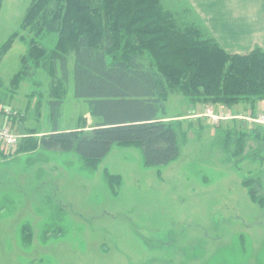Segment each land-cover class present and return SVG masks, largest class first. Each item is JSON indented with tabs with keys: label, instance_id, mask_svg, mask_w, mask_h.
Wrapping results in <instances>:
<instances>
[{
	"label": "rangeland",
	"instance_id": "1",
	"mask_svg": "<svg viewBox=\"0 0 264 264\" xmlns=\"http://www.w3.org/2000/svg\"><path fill=\"white\" fill-rule=\"evenodd\" d=\"M32 2L1 1L0 47L20 30ZM161 2L177 30L189 27L193 37L228 51L264 50V0ZM20 38L0 61V97L21 126L40 135L97 122L91 99L75 95L72 50L66 77L56 61L54 70L28 68L14 84L24 69L27 39ZM56 40L51 32L39 36L49 49ZM138 55L144 68L157 70L146 51ZM159 107L179 146L178 158L164 166H145L135 144L115 145L96 162L36 145L23 154L0 151L2 181L24 192L11 196L0 187V264H264V205H253L240 185V176L261 173L264 181V161L233 165L220 129L227 126L216 132V124L184 117L190 105L179 90ZM261 194L264 202V187ZM25 223L31 238L23 243Z\"/></svg>",
	"mask_w": 264,
	"mask_h": 264
},
{
	"label": "trees",
	"instance_id": "2",
	"mask_svg": "<svg viewBox=\"0 0 264 264\" xmlns=\"http://www.w3.org/2000/svg\"><path fill=\"white\" fill-rule=\"evenodd\" d=\"M43 31L57 35L51 49L39 41ZM194 34L189 27L186 31L174 28L171 13L161 0H99L98 4L91 0H33L20 30L1 45L0 61L21 37L27 39L24 69L15 75L14 84L28 68L50 64L54 70L56 61L66 77L67 54L72 50L75 95L91 99L93 117L99 120L84 128L59 130L56 126L48 133L30 135L20 124L22 118L13 119L20 134L15 151L27 153L36 145L44 151L75 153L96 162L115 145L135 144L145 166H164L179 155L175 128L158 118L160 101L170 91L179 90L191 106L231 108L248 103L253 107L264 101V50L253 46L247 53L228 51ZM142 51L150 55L156 71L138 61ZM0 103L7 104L6 99L0 97ZM234 127L220 128L222 131L217 127L224 134V147L233 165L244 159L263 162L264 125L255 124L250 130ZM0 173L6 174V170ZM261 175L240 176L241 187L259 207L264 205ZM2 179L0 187L6 188L2 193L24 194ZM21 228L22 242H29L30 225Z\"/></svg>",
	"mask_w": 264,
	"mask_h": 264
},
{
	"label": "crops",
	"instance_id": "3",
	"mask_svg": "<svg viewBox=\"0 0 264 264\" xmlns=\"http://www.w3.org/2000/svg\"><path fill=\"white\" fill-rule=\"evenodd\" d=\"M238 106H241L242 109L240 110ZM204 108L205 105H196L189 107V109L187 108V110H189V112L192 111L194 113H202ZM212 108L216 112L223 113L224 115H226L225 118L219 122L218 128L223 127L225 125L227 127H231L233 125L241 130H250L253 128L255 124L264 125V101H257L253 107L248 103H240L239 105L233 106L231 108H228L221 104H215L212 106ZM160 116L161 115L159 113L158 114L159 119H161ZM187 119H201V118L188 117ZM202 119L207 122L205 118ZM215 131H217V128Z\"/></svg>",
	"mask_w": 264,
	"mask_h": 264
},
{
	"label": "built area",
	"instance_id": "4",
	"mask_svg": "<svg viewBox=\"0 0 264 264\" xmlns=\"http://www.w3.org/2000/svg\"><path fill=\"white\" fill-rule=\"evenodd\" d=\"M14 114H16V111L0 103V148L5 151L14 150L19 138V136L13 133L11 129L10 117ZM203 116L207 117L209 123L212 125L217 124L221 118L225 117L222 114L215 113L210 107L206 108Z\"/></svg>",
	"mask_w": 264,
	"mask_h": 264
}]
</instances>
